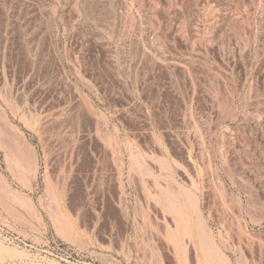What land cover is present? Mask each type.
<instances>
[{
  "label": "rangeland",
  "instance_id": "rangeland-1",
  "mask_svg": "<svg viewBox=\"0 0 264 264\" xmlns=\"http://www.w3.org/2000/svg\"><path fill=\"white\" fill-rule=\"evenodd\" d=\"M0 264H264V0H0Z\"/></svg>",
  "mask_w": 264,
  "mask_h": 264
}]
</instances>
